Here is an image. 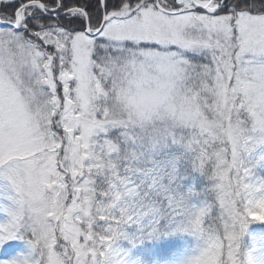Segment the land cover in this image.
Listing matches in <instances>:
<instances>
[{"label":"snow or ice","instance_id":"1","mask_svg":"<svg viewBox=\"0 0 264 264\" xmlns=\"http://www.w3.org/2000/svg\"><path fill=\"white\" fill-rule=\"evenodd\" d=\"M261 162L264 0H0V264H254Z\"/></svg>","mask_w":264,"mask_h":264},{"label":"rangeland","instance_id":"2","mask_svg":"<svg viewBox=\"0 0 264 264\" xmlns=\"http://www.w3.org/2000/svg\"><path fill=\"white\" fill-rule=\"evenodd\" d=\"M263 166L264 162H261V165L254 170L255 176L264 178V175L258 172L264 171ZM256 225H258L256 222L249 224L243 237L241 250L250 253L254 264H264V225L262 227H256ZM18 242L20 248H17V251H20L24 248V243L22 241Z\"/></svg>","mask_w":264,"mask_h":264},{"label":"clouds","instance_id":"3","mask_svg":"<svg viewBox=\"0 0 264 264\" xmlns=\"http://www.w3.org/2000/svg\"><path fill=\"white\" fill-rule=\"evenodd\" d=\"M251 221H244L242 226L238 225L235 232V241L238 248H242L243 237L245 236L246 229L248 228Z\"/></svg>","mask_w":264,"mask_h":264},{"label":"trees","instance_id":"4","mask_svg":"<svg viewBox=\"0 0 264 264\" xmlns=\"http://www.w3.org/2000/svg\"><path fill=\"white\" fill-rule=\"evenodd\" d=\"M260 168V167H259ZM258 168V169H259ZM263 168H264V166H263ZM260 174H263L264 175V171H258ZM263 225H261V224H258V225H256V227H262ZM16 244H17V248L19 249L20 248V246H19V242L17 241V242H15ZM22 249V248H21Z\"/></svg>","mask_w":264,"mask_h":264}]
</instances>
